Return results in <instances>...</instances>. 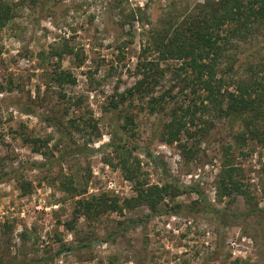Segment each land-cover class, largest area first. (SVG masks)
Returning <instances> with one entry per match:
<instances>
[{
    "label": "rangeland",
    "instance_id": "1",
    "mask_svg": "<svg viewBox=\"0 0 264 264\" xmlns=\"http://www.w3.org/2000/svg\"><path fill=\"white\" fill-rule=\"evenodd\" d=\"M10 1L15 15L0 26V262L264 264V221L252 216L222 227L208 211L249 207L242 196L219 195L224 163L240 166L254 205L264 208V144L238 141L243 120L198 111L189 132L166 142L161 130L168 114L152 113L149 98L135 94L112 107L142 77L141 61L158 62L156 96L193 98L190 88L182 89L186 73L176 72L181 60L160 61L153 48L144 50L154 31L196 15L206 0ZM259 26L234 39L224 61L262 62ZM65 40L80 58L52 55ZM60 71L74 81H57ZM115 130L140 160L142 177L195 184L205 199L187 193L174 201L189 206L180 214L147 218L150 209L134 201V182L109 145ZM73 145L87 149L61 158ZM149 152L165 165L153 163ZM65 175L74 178V196L60 187ZM93 199L107 207L86 215Z\"/></svg>",
    "mask_w": 264,
    "mask_h": 264
},
{
    "label": "trees",
    "instance_id": "2",
    "mask_svg": "<svg viewBox=\"0 0 264 264\" xmlns=\"http://www.w3.org/2000/svg\"><path fill=\"white\" fill-rule=\"evenodd\" d=\"M15 10L16 5L12 1L0 0V26L13 19ZM228 22L233 26L224 29L223 26ZM259 24L264 27V0H206L196 15H189L175 23L170 21L165 30L154 31L150 46L144 50V53H148V49L153 48L152 51L157 52V59L160 61L181 60L182 65L176 72L178 75L181 72L186 73L182 76V89L190 88L193 98L189 102H180L176 96L168 94L169 91L156 96L155 89L159 79L153 73L159 69L155 66L158 62L151 61L149 64L141 61L138 71L142 77L120 94L118 101L112 106L113 109L120 108L128 96L138 94L143 99L149 98V109L152 113L168 114L161 130L162 139L166 142L179 140L185 130L189 132V122H194L198 111H202L211 116L214 114L242 119L246 130L237 135L238 141L245 144L249 140H255L264 144V60L260 63L249 60L239 67L231 61H224L234 39L240 34L248 37L255 29L260 30ZM77 51L65 40L61 47L53 49L52 55L69 54L80 58ZM149 65L152 66L151 69L148 68ZM55 79L59 82H73L75 78L71 72L60 71ZM197 100H200L201 104H197ZM119 134L118 130L114 131L109 145L117 153L125 177L134 182V201L150 209L147 218L163 212L180 214L189 206L174 201L178 196L187 193H196L205 199L202 189L195 184H186L176 179L163 184H153L147 177H142L140 160ZM68 149L70 151L62 153L61 158L83 153L87 148L73 145ZM148 156L156 165H165L153 153L149 152ZM36 164L41 165L42 162L36 161ZM223 165L219 195L242 196L249 207L242 211H228L210 205L211 210L208 211L217 215L216 218L222 227L239 224L241 220L252 216H257L259 222L264 221V208L258 204L254 205L250 188L243 184L239 177L242 170L240 166L229 163ZM60 187L66 192H71V196L76 195L78 189L74 178L68 175L60 180ZM105 207L106 204L93 199L85 204L84 213L89 215L94 213L93 210L101 212ZM69 248L73 247H63L57 254ZM44 260L46 258L38 261Z\"/></svg>",
    "mask_w": 264,
    "mask_h": 264
}]
</instances>
